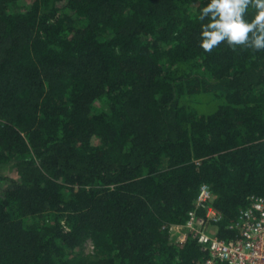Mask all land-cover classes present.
Masks as SVG:
<instances>
[{
	"label": "trees",
	"instance_id": "trees-1",
	"mask_svg": "<svg viewBox=\"0 0 264 264\" xmlns=\"http://www.w3.org/2000/svg\"><path fill=\"white\" fill-rule=\"evenodd\" d=\"M23 1L0 0V264H202L167 230L201 185L223 240L264 198V51L199 48L207 0Z\"/></svg>",
	"mask_w": 264,
	"mask_h": 264
},
{
	"label": "built area",
	"instance_id": "built-area-1",
	"mask_svg": "<svg viewBox=\"0 0 264 264\" xmlns=\"http://www.w3.org/2000/svg\"><path fill=\"white\" fill-rule=\"evenodd\" d=\"M211 202L209 187L201 185L185 223L168 227L169 241L181 245L187 238L195 240L205 254L202 264H264V198L255 195L248 198V204L229 224L228 228L235 231L229 240L217 236L221 216ZM200 211L204 214L199 215Z\"/></svg>",
	"mask_w": 264,
	"mask_h": 264
},
{
	"label": "clouds",
	"instance_id": "clouds-1",
	"mask_svg": "<svg viewBox=\"0 0 264 264\" xmlns=\"http://www.w3.org/2000/svg\"><path fill=\"white\" fill-rule=\"evenodd\" d=\"M197 18L198 47L205 53L221 44L233 51H264V0H207Z\"/></svg>",
	"mask_w": 264,
	"mask_h": 264
},
{
	"label": "rangeland",
	"instance_id": "rangeland-1",
	"mask_svg": "<svg viewBox=\"0 0 264 264\" xmlns=\"http://www.w3.org/2000/svg\"><path fill=\"white\" fill-rule=\"evenodd\" d=\"M33 0H24L23 3L26 6H29L32 3ZM206 98L203 96H185L181 99L182 104H189V105H198L199 103H202V105L205 102ZM206 110V108H205ZM11 176L12 173L9 171L7 167H0V176ZM212 232H215V228H210ZM76 254L81 257L85 261H93L95 259L94 256V248L90 240H87L83 243L81 248H79L76 252Z\"/></svg>",
	"mask_w": 264,
	"mask_h": 264
}]
</instances>
